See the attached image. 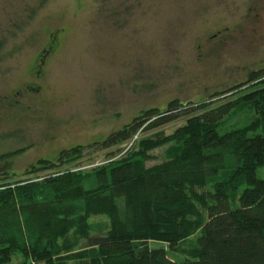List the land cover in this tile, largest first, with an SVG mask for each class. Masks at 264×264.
<instances>
[{
    "label": "rangeland",
    "instance_id": "rangeland-1",
    "mask_svg": "<svg viewBox=\"0 0 264 264\" xmlns=\"http://www.w3.org/2000/svg\"><path fill=\"white\" fill-rule=\"evenodd\" d=\"M263 68L264 0H0V184L90 173L126 158L159 165L174 153L167 140L185 119L140 131L121 149L101 142L142 111L174 100L216 106L241 98L262 80L248 84L249 73ZM256 124L253 106L244 104L218 131ZM149 141L160 145L143 160ZM72 148L80 155L75 161L67 155L60 167L25 174L42 160L59 163ZM12 151L18 156H5ZM93 181L85 190L97 188ZM81 202L75 204L83 214ZM88 222L95 230L110 227L105 215ZM151 248L179 264L187 258V241L174 250L160 242ZM75 249L90 251L84 241ZM71 257L61 254L57 263L75 264ZM24 262L14 254L8 264Z\"/></svg>",
    "mask_w": 264,
    "mask_h": 264
},
{
    "label": "trees",
    "instance_id": "trees-1",
    "mask_svg": "<svg viewBox=\"0 0 264 264\" xmlns=\"http://www.w3.org/2000/svg\"><path fill=\"white\" fill-rule=\"evenodd\" d=\"M248 78V84L262 80L241 98L216 106L174 100L165 109L142 111L101 142L103 149L120 148L140 131L185 119L167 140L174 153L159 165L146 168L126 158L90 173L0 184V264L14 254L24 256L23 264H59L61 254L75 264H179L151 243L174 250L184 241L181 264H264V178L258 177L264 168V68ZM244 104L253 106L257 124L221 134L219 125ZM159 145L147 142L141 158ZM76 150L61 153L59 163L42 160L25 174L60 167L67 155L75 161ZM92 179L97 188L85 190ZM102 215L110 227L93 229L88 219ZM83 241L90 251L76 255Z\"/></svg>",
    "mask_w": 264,
    "mask_h": 264
},
{
    "label": "flooded vegetation",
    "instance_id": "flooded-vegetation-1",
    "mask_svg": "<svg viewBox=\"0 0 264 264\" xmlns=\"http://www.w3.org/2000/svg\"><path fill=\"white\" fill-rule=\"evenodd\" d=\"M53 50V46H52V42H50L49 44H48V46L45 48V52L46 53H50V51H52ZM40 66V65H39ZM39 74V73H38ZM12 105V104H11ZM10 105V106H11ZM26 110V109H25ZM18 153L16 152V151H12V152H10V153H8V154H5V156H8V157H10V158H12L13 156L14 157H17L18 155H17ZM52 162L53 160H48V162ZM55 162V161H54Z\"/></svg>",
    "mask_w": 264,
    "mask_h": 264
}]
</instances>
